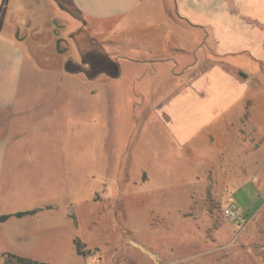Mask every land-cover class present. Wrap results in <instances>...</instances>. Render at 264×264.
<instances>
[{"label": "rangeland", "instance_id": "rangeland-1", "mask_svg": "<svg viewBox=\"0 0 264 264\" xmlns=\"http://www.w3.org/2000/svg\"><path fill=\"white\" fill-rule=\"evenodd\" d=\"M59 1L0 0V29L11 17L22 29L28 22L37 28L24 47L19 94L45 96L42 110L62 117L36 143V164L16 168L18 199L0 201L9 210L37 209L20 219L10 249L47 264H264L262 114L255 141L219 127L207 130L216 133L213 141L200 133L174 144L154 115L174 87L139 86V71L119 76L105 54H81L72 43L67 55L77 65L68 62L67 70L76 77L33 60L79 27ZM58 26L61 37L47 38ZM228 202L244 211L243 226L224 218Z\"/></svg>", "mask_w": 264, "mask_h": 264}, {"label": "crops", "instance_id": "crops-1", "mask_svg": "<svg viewBox=\"0 0 264 264\" xmlns=\"http://www.w3.org/2000/svg\"><path fill=\"white\" fill-rule=\"evenodd\" d=\"M28 3L36 7L40 0H23ZM58 3L79 27L65 38L58 26L47 37L60 36L62 46L58 42L56 49L47 48L41 58L40 53L37 58L32 56L42 69H62L76 77V71L67 70L68 62L77 65L67 55L71 43L81 54L103 53L119 76L120 72L139 71V86L174 87L154 110L155 120L174 144L188 145L200 133L213 141L216 133L207 130L219 127L226 131L236 127L239 140L251 137L255 141L260 124L257 116L260 113L264 118V0ZM7 22L9 28L0 29V201L12 204L19 197L15 194L16 168L36 164V143L45 139L50 127L58 128L62 117L61 112L42 110L45 96L19 94L20 71L28 67L24 47L29 48L27 43L37 28L28 22L27 29H22L13 17ZM33 102L38 105L31 106ZM0 208V217L7 215L0 219V264L16 256L30 259L25 252L10 248L20 238V219L32 210ZM18 212L24 214L16 216ZM13 217L15 222L10 220Z\"/></svg>", "mask_w": 264, "mask_h": 264}, {"label": "built area", "instance_id": "built-area-1", "mask_svg": "<svg viewBox=\"0 0 264 264\" xmlns=\"http://www.w3.org/2000/svg\"><path fill=\"white\" fill-rule=\"evenodd\" d=\"M222 214L230 223L237 225H244L246 217L239 208L233 202L225 203L222 206Z\"/></svg>", "mask_w": 264, "mask_h": 264}, {"label": "trees", "instance_id": "trees-1", "mask_svg": "<svg viewBox=\"0 0 264 264\" xmlns=\"http://www.w3.org/2000/svg\"><path fill=\"white\" fill-rule=\"evenodd\" d=\"M34 212L35 210L30 211V213H34ZM23 214H24L23 212H18L16 213V216H21ZM6 217L7 215L1 216L0 219L4 220ZM73 243H74L76 252L80 255H84L83 245L79 241V239L74 238ZM4 263L5 264H47V263L38 262L32 259H27V258L20 257V256H16L14 261L4 260Z\"/></svg>", "mask_w": 264, "mask_h": 264}, {"label": "flooded vegetation", "instance_id": "flooded-vegetation-1", "mask_svg": "<svg viewBox=\"0 0 264 264\" xmlns=\"http://www.w3.org/2000/svg\"><path fill=\"white\" fill-rule=\"evenodd\" d=\"M60 42V41H59Z\"/></svg>", "mask_w": 264, "mask_h": 264}]
</instances>
